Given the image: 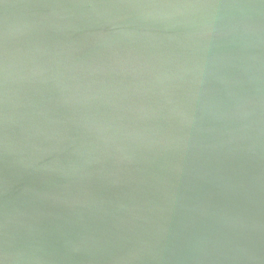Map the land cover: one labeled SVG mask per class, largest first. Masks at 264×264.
I'll use <instances>...</instances> for the list:
<instances>
[{"label":"water","instance_id":"95a60500","mask_svg":"<svg viewBox=\"0 0 264 264\" xmlns=\"http://www.w3.org/2000/svg\"><path fill=\"white\" fill-rule=\"evenodd\" d=\"M68 3L0 0V242L48 264H264V10L217 9L197 72L161 84L190 60L181 18Z\"/></svg>","mask_w":264,"mask_h":264},{"label":"clouds","instance_id":"9594fccd","mask_svg":"<svg viewBox=\"0 0 264 264\" xmlns=\"http://www.w3.org/2000/svg\"><path fill=\"white\" fill-rule=\"evenodd\" d=\"M58 7H70L85 10L88 14H101V10L107 13L109 10L127 9L137 21L148 18H176L177 26L187 29V36L192 41V52L189 63L181 64L175 72H163L157 76V82L163 84L166 81L180 79L182 75L194 74L199 69V54L203 50V44L210 34V25L214 18V12L220 8H234L241 10L245 15L251 11L264 10V0H232L224 4L218 0H70L68 4H57ZM10 32L7 26L0 32V119L7 125L8 117L3 112L7 106L10 93V85L15 81L16 67L10 60L8 40ZM180 117L179 126L182 128L186 122V105H177L174 109ZM246 119L261 118L257 108L244 113ZM183 137L176 135L165 141H153L159 144L165 151L178 153L182 148ZM6 155L8 144L6 138L3 144ZM0 242V264H48L41 256L31 254L15 246L6 231L2 233ZM79 251V249H74ZM35 251H42L36 249Z\"/></svg>","mask_w":264,"mask_h":264}]
</instances>
